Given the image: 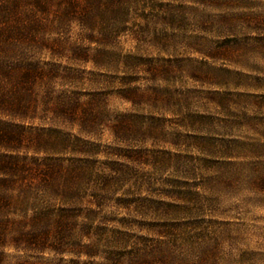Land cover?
<instances>
[{
	"label": "trees",
	"instance_id": "1",
	"mask_svg": "<svg viewBox=\"0 0 264 264\" xmlns=\"http://www.w3.org/2000/svg\"><path fill=\"white\" fill-rule=\"evenodd\" d=\"M173 3L0 0L5 25L0 28V264L14 256L8 250L38 258L24 264L169 260L161 249L165 241L159 240L165 231L158 232L159 239L137 235L131 218L149 201L146 177L183 157L172 147L152 144L166 133L165 107L172 105L168 112L180 115L188 101L186 93L158 83L169 79L176 65L161 50L140 43L142 27L174 20ZM73 26L82 31L73 51L78 61L44 60L26 52L24 44L39 35L37 27ZM123 35L137 42L134 49L121 47ZM83 42L95 45L94 51ZM141 77L150 88L141 85ZM86 81L96 87L79 90ZM111 95L131 102L133 109L112 110ZM146 101L152 102L151 112L136 107ZM181 114V122L170 120L179 129L170 140L175 146L192 119L189 112ZM106 130L112 142L102 140ZM110 202L123 212L107 210Z\"/></svg>",
	"mask_w": 264,
	"mask_h": 264
},
{
	"label": "rangeland",
	"instance_id": "2",
	"mask_svg": "<svg viewBox=\"0 0 264 264\" xmlns=\"http://www.w3.org/2000/svg\"><path fill=\"white\" fill-rule=\"evenodd\" d=\"M173 4L174 20L142 27L140 43L144 49L161 50L176 65V72L158 83L186 93L188 101L180 115L168 112L172 105L165 107L166 133L153 138L152 144L172 147L183 157L143 179L150 198L140 216L131 218L133 227L137 235L146 233L151 239L165 231L159 240L165 241L161 249L168 251L169 260L162 264H264V0ZM37 28L36 41L24 44L29 55L78 61L73 51L81 40L80 27ZM119 43L130 50L137 42L123 35ZM82 44L91 53L95 49ZM140 83L150 88L145 77ZM78 87L89 91L96 85L86 81ZM108 103L114 111L133 109L118 95H111ZM151 103L136 107L151 112ZM186 112L192 119L175 146L170 142L172 134L179 133L175 121L181 122ZM102 140L113 141L109 130ZM106 207L117 214L124 210L113 202ZM8 253L14 255L8 264L38 260Z\"/></svg>",
	"mask_w": 264,
	"mask_h": 264
}]
</instances>
